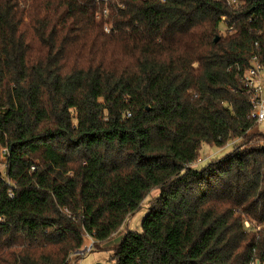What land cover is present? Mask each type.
Listing matches in <instances>:
<instances>
[{"label":"trees","instance_id":"16d2710c","mask_svg":"<svg viewBox=\"0 0 264 264\" xmlns=\"http://www.w3.org/2000/svg\"><path fill=\"white\" fill-rule=\"evenodd\" d=\"M254 56L264 0H0V264L78 260L152 190L111 264L263 262Z\"/></svg>","mask_w":264,"mask_h":264},{"label":"rangeland","instance_id":"374dc122","mask_svg":"<svg viewBox=\"0 0 264 264\" xmlns=\"http://www.w3.org/2000/svg\"><path fill=\"white\" fill-rule=\"evenodd\" d=\"M255 131L261 132L264 134V119L256 124L254 128ZM233 149L231 141L228 142L223 147H217L209 144H202L199 150L198 161L195 162L196 168L205 167L210 161L219 159L229 153ZM0 171L5 173V154L3 153V148L0 146ZM157 194V190H152L142 201L141 208L131 215L117 230L109 240L106 242L100 243L99 246H96L94 241L87 237L84 241V245L93 243V250L87 253L81 254L78 260L72 258L69 264H111V255L113 253L112 248L118 243L123 234L126 231H141V222L144 216L148 212V205L151 201V198Z\"/></svg>","mask_w":264,"mask_h":264},{"label":"built area","instance_id":"2783aa9c","mask_svg":"<svg viewBox=\"0 0 264 264\" xmlns=\"http://www.w3.org/2000/svg\"><path fill=\"white\" fill-rule=\"evenodd\" d=\"M104 12H106L104 10ZM243 83L252 98L253 109L250 113V117L259 124L264 119V68L258 64L257 57L252 58V63L248 69L243 74ZM126 116H130L127 112ZM3 153L6 155L7 149L3 148ZM197 158L194 162L190 164L191 167H195V162L198 161ZM12 196V192L9 193ZM244 227L246 229H259V226L253 227V225L248 221H244ZM93 243H90L83 247L79 251L80 254L92 251ZM250 264H264L259 259L252 260Z\"/></svg>","mask_w":264,"mask_h":264},{"label":"water","instance_id":"95a60500","mask_svg":"<svg viewBox=\"0 0 264 264\" xmlns=\"http://www.w3.org/2000/svg\"><path fill=\"white\" fill-rule=\"evenodd\" d=\"M218 37L215 38V41H217Z\"/></svg>","mask_w":264,"mask_h":264}]
</instances>
